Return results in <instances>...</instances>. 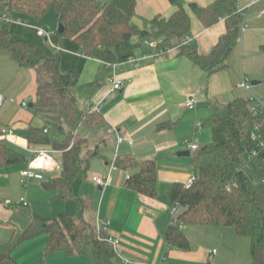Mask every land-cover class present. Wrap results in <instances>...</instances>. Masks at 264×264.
<instances>
[{"label": "crops", "instance_id": "1", "mask_svg": "<svg viewBox=\"0 0 264 264\" xmlns=\"http://www.w3.org/2000/svg\"><path fill=\"white\" fill-rule=\"evenodd\" d=\"M99 1L110 3L112 0ZM182 1L189 9L191 2L208 5L214 0ZM238 7L245 28L229 56L228 67L213 74L179 55L182 41L177 37L164 42L163 52L135 40L139 43L132 57L136 62L111 65L81 54L73 39L55 37L48 28V36L39 35L35 22L40 20L20 17L21 22L11 24L12 38L30 43L43 58H53L59 53L62 71L80 74L73 90L80 107L84 111L99 110L105 118V123L97 128L87 127L83 132L84 126L79 129V133L89 138L90 151H82L85 169L73 183V197L75 201L78 197L90 200L84 216L90 222L106 225L108 236L119 240L115 246L117 257L105 262L91 254L69 256L56 252L47 257V264H252L251 239L239 235L233 227L187 225L189 250L167 242L174 205L170 189L175 182L186 184L193 174L191 161L195 151L186 140L201 147L198 140L207 142L212 138V124L206 132L202 130L206 127L205 121L211 118L213 103L224 104L238 97L248 99L252 94L264 103V0H238ZM177 8L178 3L170 0H137L132 23L151 29V20L156 15L170 17ZM191 14V34L184 42L189 40L201 54H208L225 33L226 23L221 20L205 27ZM41 38L49 40L54 51L44 47ZM0 76L3 78L0 93L5 96L0 105V138L5 137L1 135L3 128H13L14 134L6 137L7 142L25 156L24 162L0 166V201L21 197L29 201L28 206H0V253L13 248L19 264H37L43 257L48 234L18 243L20 235L38 217L55 218L65 210L62 206L65 202L45 185L55 171L47 172L45 180L28 185L22 179L21 172L27 166L31 149L40 147L29 141V129L46 125L43 114L34 107L36 71L21 67L7 50L0 49ZM114 78L123 80L124 86L114 88L111 83ZM252 79L260 83L253 85ZM244 81H248L250 89L241 87ZM191 96L197 99L193 109L184 106ZM161 124L165 126L160 127ZM46 129L49 135L50 125ZM60 129L64 130L65 126ZM115 129L133 142H118ZM186 150L191 151L190 156L179 155ZM125 156L156 160L159 181L155 197L129 188V171L123 168L112 170V180L106 186L92 180L94 175L108 174L116 159ZM82 183L88 189H80Z\"/></svg>", "mask_w": 264, "mask_h": 264}, {"label": "trees", "instance_id": "2", "mask_svg": "<svg viewBox=\"0 0 264 264\" xmlns=\"http://www.w3.org/2000/svg\"><path fill=\"white\" fill-rule=\"evenodd\" d=\"M8 4L17 18L41 20L54 5L58 23L64 31L58 37H69L79 45L81 54L98 58L108 64L127 62L135 54L139 43L135 40H158V48L165 50L164 42L179 38V55L213 74L229 65V56L239 43L243 16L238 0H214L208 5L189 3L187 9L178 0L177 10L170 16L156 15L151 29H142L132 23L137 0H0ZM205 27L221 20L226 23L222 34L208 54H201L196 44L184 42L191 34L192 14ZM0 49L7 50L23 68H33L37 75V99L34 107L43 114V128L30 127L28 139L62 152L59 174L45 181L65 202L73 198V183L85 169L84 149L90 151V140L79 133L81 126L97 128L105 123L99 110L84 111L74 93L80 74L61 69L59 53L43 58L28 42L13 39L11 24L0 29ZM212 139L193 153L191 166L195 176L190 186L175 182L170 195L173 203L183 208L176 222L169 225L167 242L170 246L189 250L191 241L182 225H221L233 227L241 236L251 239L252 264H264V113H254L251 102L238 97L228 103L212 104ZM51 123L67 126L64 139L54 141L45 129ZM173 125V124H171ZM161 124L160 127H164ZM25 161V156L13 150L6 137L0 138V166ZM115 164L129 171L127 186L139 193L155 197L158 194V166L156 160L133 156L117 158ZM75 215L69 212L58 217H38L20 235L18 243L42 234H48L43 257L37 264H47V257L56 252L69 256L91 254L112 262L117 257L108 234L97 224L88 221L84 212L88 198L78 197ZM0 264H19L13 248L0 253ZM142 264V263H127Z\"/></svg>", "mask_w": 264, "mask_h": 264}, {"label": "built area", "instance_id": "3", "mask_svg": "<svg viewBox=\"0 0 264 264\" xmlns=\"http://www.w3.org/2000/svg\"><path fill=\"white\" fill-rule=\"evenodd\" d=\"M14 22H21V19H17L12 14L11 8L8 4L0 3V29L3 27L4 24H8V23L12 24ZM244 28H245V25H243L242 29ZM37 32L41 36H48L49 34L48 30L44 27H38ZM138 41L142 44L148 45L149 47L155 48V49L158 48V44H159L158 40H154L150 38L138 39ZM187 42H189V40ZM128 61L136 62V60H134L132 57ZM111 65H115V64H111ZM111 83L113 84L114 88H122L125 84L123 80L115 79V78L111 80ZM241 87L250 89L251 85L248 83V81H244L241 84ZM4 100H5V96L0 93V105L4 102ZM248 100L251 102V110L254 113L256 114L264 113V103L262 101L257 100L255 95L253 94L250 95L248 97ZM23 105L26 106L27 102H23ZM196 105H197V99L194 96L189 97L184 103V106L186 108H191V109L195 108ZM198 126L201 127L200 122L198 123ZM47 131L48 130L45 129V132ZM114 131L116 132L118 142H123V141L133 142L129 138V136L122 135L120 132H118L117 129H115ZM13 134H14L13 128L6 127L1 130L2 136L7 137ZM186 143L189 144L190 148L194 151L199 149V146L197 144L190 142V140L188 139L186 140ZM56 151L58 150H54V149L47 148V147H39V148L31 149V156L27 162V166L21 172L23 183L25 185H28V183L32 181H43L45 180L47 172H54L60 169V164L57 163L53 155V153ZM116 167L117 166L114 162L111 166V171L108 174L94 175L92 177V180L99 186H102V187L106 186L107 184L111 182L112 180L111 172ZM194 179H195V176L194 174H192L191 178L186 183V185L190 186L193 183ZM28 205H29V201L27 200L26 197H21L19 199H5L3 201H0V206H4V207H10V206L16 207V206H28ZM172 211H173V222H176L177 217L179 213L181 212V205L179 203H175L172 207ZM97 227L99 230H104V231L107 230L106 225H100L97 223ZM181 227L185 229L186 226L182 225ZM108 240L114 246H116L119 243L118 239H115L111 236H108Z\"/></svg>", "mask_w": 264, "mask_h": 264}, {"label": "rangeland", "instance_id": "4", "mask_svg": "<svg viewBox=\"0 0 264 264\" xmlns=\"http://www.w3.org/2000/svg\"><path fill=\"white\" fill-rule=\"evenodd\" d=\"M35 23L37 24L36 27L48 28L50 30V32L56 37L59 23H58V19H57V15H56V11H55L54 5H52L50 7L48 13L46 14V16L42 20H40L38 22H35ZM41 41H42V45L44 47L48 48L49 50L54 51V48H52L51 43H50L49 40H45L44 38H41ZM1 79H3V78L0 76V80ZM252 80H254V79H252ZM252 80H250V83H251ZM205 124H206V127L202 131L206 132L209 129V127L211 126V124H212L211 118H209L207 121H205ZM64 126H65V129L61 130L60 128L64 127ZM86 128L87 127L84 126L81 129V131L83 132L84 129H86ZM66 132H67V126L64 123L58 124V125L55 124V123H51L50 124V134L49 135H50V137H52V139L54 141H61L62 139H64L65 136H66ZM211 139L212 138L207 140V142L206 141L204 142L202 140H198V143L201 144V145H204L206 143H209L211 141ZM53 155H54L55 160L57 161V163L60 164V169H58L57 171L54 172V174L56 175V174H59L61 172L62 154H60L58 151H56V152L53 153ZM80 178H81V180H83L85 178L84 173H82ZM76 188L78 189V187H76ZM80 189H82L84 191V190L88 189V185H86L85 183H82L81 186H80ZM98 190L94 188V191L98 192ZM94 194H95V192H94ZM74 197L73 198H69L68 200H66L64 204L61 203V204H63L62 206L65 207V210H63L62 212H58L55 215L56 217H58L60 215V213H63L65 211L71 213L72 215L76 214L77 207H76V201H75ZM96 197H97V195H96Z\"/></svg>", "mask_w": 264, "mask_h": 264}, {"label": "water", "instance_id": "5", "mask_svg": "<svg viewBox=\"0 0 264 264\" xmlns=\"http://www.w3.org/2000/svg\"><path fill=\"white\" fill-rule=\"evenodd\" d=\"M172 3H175V2H177L178 0H170ZM59 31L60 32H63L64 31V26L62 25V24H60V26H59ZM260 83V81L259 80H254V81H252V84L253 85H257V84H259ZM33 104H31V106H32ZM179 155H187V156H190L191 155V151L190 150H186V151H181V152H179Z\"/></svg>", "mask_w": 264, "mask_h": 264}]
</instances>
